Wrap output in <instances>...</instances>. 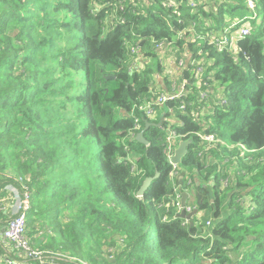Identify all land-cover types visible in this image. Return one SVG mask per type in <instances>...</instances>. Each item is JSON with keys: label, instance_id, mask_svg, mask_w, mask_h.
Returning a JSON list of instances; mask_svg holds the SVG:
<instances>
[{"label": "trees", "instance_id": "trees-1", "mask_svg": "<svg viewBox=\"0 0 264 264\" xmlns=\"http://www.w3.org/2000/svg\"><path fill=\"white\" fill-rule=\"evenodd\" d=\"M255 1L242 22L250 35L231 53L178 34L218 35L246 17V0H202L197 11L189 0H0V264H264V0ZM166 56L184 60L173 78ZM172 80H186L187 94L156 107ZM147 123L144 145L135 137ZM168 124L176 148L191 142L175 168ZM7 186L28 193L24 236L39 256L2 239L17 216ZM183 192L198 211L189 222L178 216Z\"/></svg>", "mask_w": 264, "mask_h": 264}, {"label": "built area", "instance_id": "built-area-1", "mask_svg": "<svg viewBox=\"0 0 264 264\" xmlns=\"http://www.w3.org/2000/svg\"><path fill=\"white\" fill-rule=\"evenodd\" d=\"M174 5L172 1L167 2V6L171 7ZM189 5L192 7L195 11H197V8L201 5H203L202 0H189ZM246 6L248 10L254 11L256 10L257 3L255 0H246ZM255 15H253L252 18H254ZM248 19L245 17L244 19H235L233 21H227L230 23L229 26L222 27V30L218 33V35L213 34L212 32H208L207 34H202V33H197L193 28H189L188 30L185 29L181 33L178 34V36L181 38L185 35V32L187 31L188 33L193 34V38L195 40H205L207 41L208 45H212L215 47L218 51H229L231 53H235L234 46L236 42L244 39L245 37L250 35L249 29L245 26L242 25V22ZM251 19V18H250ZM237 29V30H235ZM235 30V31H234ZM158 51L162 54H164V51L166 49L165 44H159L157 46ZM143 61L142 58H139V66H141V62ZM162 67L164 68V71L169 75L170 77H174L175 71H178L180 68L184 66V60H176L171 58L170 56H166L164 59L161 60ZM138 66V67H139ZM195 72L196 74H199L202 72V65L197 62L196 67H195ZM171 78V79H172ZM172 87H170L171 92L168 95L161 94L153 103L156 107H161L163 106L166 102L168 101H174L184 95L187 94L186 90V84L187 81L183 80L181 85L176 87L175 81L172 80ZM208 95L205 92H200V100L204 101L206 100ZM217 99V103L224 104V101L220 96H217L215 100ZM184 106L180 107V110H184ZM143 110L146 113V116L148 118L153 119L155 115V108L153 107L152 102L147 103L144 107ZM170 123V121H169ZM136 129V125L134 127ZM134 136V134L132 133ZM166 156L168 158L169 163H171V158L174 155V151L176 148L175 145V139L177 138V135L175 131H173L170 128V124H168V127L166 129ZM201 140L204 142H214V137L213 136H206L202 135L200 136ZM174 168L176 167L175 165H172ZM9 194L11 193L15 199V203L12 206V211L13 215H17L14 219L10 220L6 227L4 228V231L2 233V239L8 240L12 243L13 248L20 251V253H24L27 256H39V253L32 252L28 242L25 239L24 232H25V220H26V213L29 209V201H28V193L24 192V198H20V194L18 193L17 189H15L13 186H7L5 188ZM179 207V203H178ZM4 209V208H2ZM193 207H185V212L186 214L191 213ZM11 263V261H9Z\"/></svg>", "mask_w": 264, "mask_h": 264}, {"label": "water", "instance_id": "water-1", "mask_svg": "<svg viewBox=\"0 0 264 264\" xmlns=\"http://www.w3.org/2000/svg\"><path fill=\"white\" fill-rule=\"evenodd\" d=\"M107 79H113V77H107ZM149 123L146 124L145 128L139 132L136 135V141H138L141 144L147 145V141L144 138V132L147 130V128L149 127ZM190 141L187 142H181L179 147L176 148V150L174 151V155L171 158V163L172 165L177 166L178 164H180L182 157L187 153L186 148L187 146L190 144ZM159 176L158 173L155 174L154 177L151 178H146L142 184V186L140 187L137 196L138 197H142L143 193L145 192V190L151 185V183L157 179V177ZM182 178H180L181 181ZM181 184V183H180ZM188 198V195L183 192L180 194V200H179V218L186 220L187 222H189L194 216H196L198 214L197 209H193L191 213L186 214L185 212V207H186V200ZM190 227L193 226L192 222H190ZM4 229L1 230V234L3 233Z\"/></svg>", "mask_w": 264, "mask_h": 264}, {"label": "rangeland", "instance_id": "rangeland-1", "mask_svg": "<svg viewBox=\"0 0 264 264\" xmlns=\"http://www.w3.org/2000/svg\"><path fill=\"white\" fill-rule=\"evenodd\" d=\"M250 11V10H249ZM247 11V13H246V17L248 18V19H250V18H252L253 17V15H255L256 16V13H258V11L257 10H254V11ZM230 25V23L229 22H226L225 24H224V26L225 27H227V26H229ZM149 63V62H148ZM156 117V115H154V118ZM11 214L13 215V211H12V209H11ZM198 218L200 219V220H202L203 219V214H199L198 215Z\"/></svg>", "mask_w": 264, "mask_h": 264}, {"label": "crops", "instance_id": "crops-1", "mask_svg": "<svg viewBox=\"0 0 264 264\" xmlns=\"http://www.w3.org/2000/svg\"><path fill=\"white\" fill-rule=\"evenodd\" d=\"M227 21H228V20H227ZM227 21H226V22H227ZM177 178L180 180V178H182V177H181V176H177Z\"/></svg>", "mask_w": 264, "mask_h": 264}, {"label": "clouds", "instance_id": "clouds-1", "mask_svg": "<svg viewBox=\"0 0 264 264\" xmlns=\"http://www.w3.org/2000/svg\"><path fill=\"white\" fill-rule=\"evenodd\" d=\"M178 147H179V146H178ZM178 147H177V148H178ZM175 150H176V149H175ZM194 209H195V208H194Z\"/></svg>", "mask_w": 264, "mask_h": 264}]
</instances>
